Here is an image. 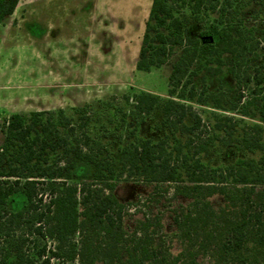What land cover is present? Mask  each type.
Returning a JSON list of instances; mask_svg holds the SVG:
<instances>
[{
  "label": "trees",
  "instance_id": "obj_1",
  "mask_svg": "<svg viewBox=\"0 0 264 264\" xmlns=\"http://www.w3.org/2000/svg\"><path fill=\"white\" fill-rule=\"evenodd\" d=\"M227 1L152 0L136 68H159L179 50L169 75V82L178 85L191 66L201 68L204 57H213L208 63H216L214 71L220 72L221 57L228 54L227 71L235 79L239 103L244 87L251 86L243 115L252 107L264 122V72L247 68V42L240 32L231 25L213 24L197 39L187 34L189 19L200 21L205 7L222 23ZM18 2L0 0V23ZM177 4L188 9V16L176 14ZM132 98V115L142 123L158 99L145 92ZM162 109V122L171 131L192 133L199 128L197 117L192 126L184 124V104L171 98ZM74 111L77 124L63 110L57 112L56 122H42L40 112L15 113L0 122V264L13 257L10 264H51L52 259L60 264H264V133L259 126H246L235 146L241 152L260 153L257 159L239 158L215 168L198 158L189 164L181 142L164 136L157 142L122 146L116 162L107 144L88 134L86 107ZM49 153L56 155L46 157ZM81 166L86 174L75 182ZM128 178L149 188L143 199L119 200L115 190ZM42 185L47 186L45 195ZM19 186L27 204L11 211L7 199ZM161 207H167L169 230ZM129 216H137L131 230Z\"/></svg>",
  "mask_w": 264,
  "mask_h": 264
},
{
  "label": "rangeland",
  "instance_id": "obj_2",
  "mask_svg": "<svg viewBox=\"0 0 264 264\" xmlns=\"http://www.w3.org/2000/svg\"><path fill=\"white\" fill-rule=\"evenodd\" d=\"M151 1L19 0L14 12L0 23V122L11 114L30 116L33 112H40L44 123L56 122L57 112L63 110L77 124L79 115L74 110L86 107L88 134L106 143L109 156L116 162L122 146L143 140L157 142L164 136L181 142L189 164L198 158L205 166L215 168L239 158H259L260 153L241 152L235 147L246 126H259L264 133V122L252 107L248 115H243L242 105L250 98L251 86L244 87L245 97L239 103L235 79L227 71L228 54L221 57L224 65L220 72L214 71L216 63H208L213 57H204L201 68L191 66L178 85L169 82V75L179 50L159 68L147 72L136 68ZM223 5L227 13L223 24L205 7L199 14L200 21L189 19L187 34L197 39L206 25H231L247 42V68L264 72V0H228ZM175 10L177 15L189 14L179 4ZM188 81L190 84L184 87ZM141 92L156 97L158 103L151 116L137 124L138 119L132 115V96ZM171 98L185 105L186 126H192L195 117L199 119L197 130L181 133L163 124L162 107ZM58 130L64 132L63 128ZM3 141L0 133V145ZM172 147L171 139L168 150ZM85 174V166L79 167L74 181ZM40 192L45 195L47 186L42 185ZM148 192L147 186L130 178L115 190L123 202H136ZM164 202L167 205V200ZM214 202L218 205L220 199ZM26 204L19 186L8 197L6 207L17 211ZM153 211L159 212L158 208ZM160 212L169 230L167 207H161ZM137 216L127 218L129 230ZM51 264L60 262L52 259Z\"/></svg>",
  "mask_w": 264,
  "mask_h": 264
}]
</instances>
